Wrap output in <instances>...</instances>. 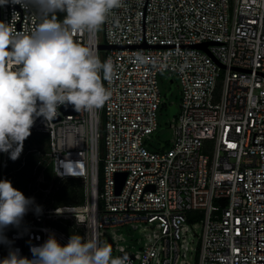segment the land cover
<instances>
[{"label": "built area", "instance_id": "2783aa9c", "mask_svg": "<svg viewBox=\"0 0 264 264\" xmlns=\"http://www.w3.org/2000/svg\"><path fill=\"white\" fill-rule=\"evenodd\" d=\"M0 21L30 33L41 17L8 0ZM103 26L104 41L98 31L74 39L112 61L106 104L38 118L17 165L0 152V180L19 173L13 182L34 198L5 230L0 260L10 249L31 259L50 234L67 244L53 223L68 219L86 239L114 229L106 243L129 264H264V0H124ZM166 73L181 85L169 147L151 142ZM69 179L84 203L55 206ZM121 228L136 246L119 244Z\"/></svg>", "mask_w": 264, "mask_h": 264}, {"label": "clouds", "instance_id": "9594fccd", "mask_svg": "<svg viewBox=\"0 0 264 264\" xmlns=\"http://www.w3.org/2000/svg\"><path fill=\"white\" fill-rule=\"evenodd\" d=\"M8 0H0V5ZM31 6L41 22L30 33H18L0 21V152L16 161L32 135L38 118L49 124L59 108L72 105L76 112L101 109L112 93L103 80L113 77L111 59L102 61L89 45L77 42L80 32L99 31L124 0H13ZM56 13H64L58 21ZM102 74V75H101ZM34 204L7 179L0 180V244L10 245L4 234L19 227ZM42 213L41 206L35 208ZM32 258L10 249L0 264H129V257L113 256V248L96 238L72 234L61 244L54 234L31 247Z\"/></svg>", "mask_w": 264, "mask_h": 264}, {"label": "rangeland", "instance_id": "374dc122", "mask_svg": "<svg viewBox=\"0 0 264 264\" xmlns=\"http://www.w3.org/2000/svg\"><path fill=\"white\" fill-rule=\"evenodd\" d=\"M99 39L104 41L105 31L102 25L98 31ZM172 80L174 83H172ZM160 88L163 94V100L166 104L158 113V120L160 124V130L156 136L151 140L152 144L157 146L169 147L170 141L173 138V130L170 127L172 119L179 111V104L181 102V85L178 77H170L167 73L160 76ZM64 184V183H62ZM61 184V185H62ZM114 229H106L101 235V242L106 243L109 236L112 235ZM124 236V239L119 244L130 247L131 245L136 246V234L129 233L127 228H121L118 234ZM130 251H134L135 248H129ZM113 256H120L117 251L113 250Z\"/></svg>", "mask_w": 264, "mask_h": 264}, {"label": "trees", "instance_id": "16d2710c", "mask_svg": "<svg viewBox=\"0 0 264 264\" xmlns=\"http://www.w3.org/2000/svg\"><path fill=\"white\" fill-rule=\"evenodd\" d=\"M65 14L64 13H56V18L61 19ZM166 106V104H164ZM27 144H24V149L27 147ZM20 163V157L16 161L11 160V166L14 164L17 165ZM23 177L19 173H16V176L12 177L10 180L13 186L18 189L22 190L25 187V184L21 181L13 182L14 178ZM19 179V178H18ZM84 203V196H83V188L80 181L76 179H69L64 184H62L59 190L55 193V206H64V205H71L77 206ZM61 231L65 232L67 235L71 236L72 234H79L81 235L80 231H77L74 227L73 223L68 219H61L58 222L53 223Z\"/></svg>", "mask_w": 264, "mask_h": 264}, {"label": "water", "instance_id": "95a60500", "mask_svg": "<svg viewBox=\"0 0 264 264\" xmlns=\"http://www.w3.org/2000/svg\"><path fill=\"white\" fill-rule=\"evenodd\" d=\"M104 47H106V46H104V45H100L99 46V48H101V49L104 48ZM172 83H174L173 80H172ZM63 109H64L65 112L75 111L74 107L72 105L64 106ZM124 179H125V175H119V182H118L117 192H120L121 187H122V185L124 183ZM110 243H111V247L113 248V246H114L113 242L111 241ZM257 251H264V250H259L258 247H257ZM123 255H127V253H123L122 256ZM257 261H264V260H257Z\"/></svg>", "mask_w": 264, "mask_h": 264}]
</instances>
